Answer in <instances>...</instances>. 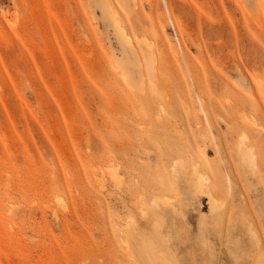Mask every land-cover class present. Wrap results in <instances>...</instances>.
<instances>
[{"label":"rangeland","instance_id":"1","mask_svg":"<svg viewBox=\"0 0 264 264\" xmlns=\"http://www.w3.org/2000/svg\"><path fill=\"white\" fill-rule=\"evenodd\" d=\"M0 264H264V0H0Z\"/></svg>","mask_w":264,"mask_h":264},{"label":"bare ground","instance_id":"2","mask_svg":"<svg viewBox=\"0 0 264 264\" xmlns=\"http://www.w3.org/2000/svg\"><path fill=\"white\" fill-rule=\"evenodd\" d=\"M201 178V180L203 179V177H202V175L201 176H199V179Z\"/></svg>","mask_w":264,"mask_h":264}]
</instances>
